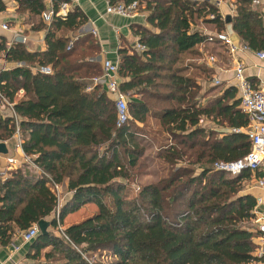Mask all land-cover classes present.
<instances>
[{"label":"trees","instance_id":"obj_1","mask_svg":"<svg viewBox=\"0 0 264 264\" xmlns=\"http://www.w3.org/2000/svg\"><path fill=\"white\" fill-rule=\"evenodd\" d=\"M138 1L149 26L133 25L143 50L133 44L118 50L119 88L129 99L121 126L113 97L94 82L103 72L93 59L99 42L91 32L76 33L85 20L79 10L40 25L43 50L22 43L5 50L13 66L0 70V102L12 105L20 147L39 172L25 162L0 175V243L45 219L50 229L32 238L30 264H88L80 251L110 256L95 264L264 262V253L257 254L262 233L251 225L257 197L243 191L252 172L231 176L214 167L251 147L236 88L201 104L195 75L178 64L182 54L208 41L196 25L223 31L226 18L210 0ZM250 5L235 0L232 29L251 50L264 52V24ZM204 118L228 131L202 126ZM150 119L154 131L147 128ZM15 133L14 117L0 116V140ZM153 143L154 157L144 155ZM152 160L160 164L157 179L135 183ZM55 186L67 194L61 224L83 206H95L63 226L67 238L57 231Z\"/></svg>","mask_w":264,"mask_h":264},{"label":"crops","instance_id":"obj_2","mask_svg":"<svg viewBox=\"0 0 264 264\" xmlns=\"http://www.w3.org/2000/svg\"><path fill=\"white\" fill-rule=\"evenodd\" d=\"M111 2H123L124 0H110ZM201 1V0H195ZM217 6L222 18L234 15V2L235 0H210ZM68 3V9H77L84 17L83 25L76 33L96 31L94 36L97 38L100 45V53L94 60L103 63L104 60H111L112 62L119 61L118 50L122 47H129L137 42L138 37L133 32V25L149 26L146 17L147 12L141 11L134 17H124L117 14L106 13L107 0H0V70L7 69L13 66L6 60L5 50L11 46L22 43L27 46L30 51L43 50L45 48V29L40 25L45 22L40 12L54 9L55 5L60 3ZM252 10L256 11L263 24H264V0H252ZM6 23L8 29L2 28L1 24ZM196 27L203 33H213L217 31L214 24L200 23ZM232 41L241 44V39L237 33L232 29L231 22L225 21L224 29ZM25 37V41L22 38ZM206 53L214 54L216 62L209 65L205 59ZM245 65V76L258 87L264 88V60L259 59L253 50H241L237 54ZM21 64V63H18ZM180 66H186L185 74H194L196 82L201 86L200 95L196 97L198 102L206 104L209 100L213 99L216 95H221L224 89L233 87L235 81L233 80L232 60L226 52V46L218 41H206L195 46L194 54L185 53L178 63ZM214 79H219L220 83L215 84ZM120 83V79H119ZM221 85V86H219ZM218 86V87H217ZM24 91L21 89L17 93L16 98L23 96ZM110 95V94H109ZM111 96V95H110ZM237 96V93H236ZM112 97V96H111ZM127 97V96H126ZM131 99L137 100L136 96ZM127 100L128 97H127ZM11 110L4 103L0 102V116H10ZM151 124V125H150ZM142 124L139 123V126ZM150 125V126H149ZM149 131H154L157 124L154 120L150 119ZM202 126L219 131H228L226 127H216L213 120L204 118L201 122ZM146 133V132H145ZM148 134V135H147ZM145 134L148 140H151L149 132ZM4 141L8 148L7 154H0V170L11 160L15 161L20 159L21 147L17 146V139L15 135ZM13 146V149H11ZM156 148L153 143L152 146ZM153 150V149H152ZM13 163V162H12ZM253 176V175H252ZM251 182V189L244 190V193H252L257 199L261 198V203L258 210L264 209V190H261L253 185L252 178L246 181L245 184ZM86 206H94L88 204ZM76 212L70 213L65 219L66 224L75 222L71 220ZM70 218V221L67 220ZM50 227H48V230ZM30 242H25L20 237V232L12 235L9 243H0V264H30L31 259L28 257ZM255 264H264L258 262Z\"/></svg>","mask_w":264,"mask_h":264},{"label":"built area","instance_id":"obj_3","mask_svg":"<svg viewBox=\"0 0 264 264\" xmlns=\"http://www.w3.org/2000/svg\"><path fill=\"white\" fill-rule=\"evenodd\" d=\"M252 1V0H251ZM140 3L138 0H131L129 2H111L107 0L105 11L106 13H112L121 15L124 17H134L140 13ZM68 11V3L62 2L59 8L43 11L41 17L45 22H50L52 17L56 15L65 16ZM2 28L8 29L6 23L1 24ZM92 34H96L95 30H92ZM208 35V41H218L226 46V52L229 54L232 60L233 80L235 81L234 87L236 88L237 98L239 101V108L246 115L248 119L245 130L247 131L250 139V150L241 158L233 161H219L214 163V167L218 170L225 171L231 176L239 174L244 169H249L252 172L253 185L261 190H264V88L255 86L249 78L245 76V65L240 57L237 55L241 50H249L250 48L244 44L234 43L226 31H215L213 33H205ZM25 41V37L22 38ZM133 47L136 50H143L144 46L138 42L134 43ZM251 50V49H250ZM255 55L264 60V52L261 50H253ZM205 59L209 65L216 62L214 54L206 53ZM103 72L100 77L94 78L95 83H101L104 85L105 90L113 97L116 108V125L121 126L128 118V105L126 94L119 88V64L118 62H112L111 60H104L102 63ZM215 84H219V79H214ZM3 102L10 108L11 115L14 117L16 124V136L18 139V146L20 147L21 139L19 138L18 131V116L15 114L12 105L3 100ZM23 162H29L39 172V168L32 162L31 158L26 156L21 150ZM17 160V159H16ZM11 160V162H16ZM257 171H261V175H256ZM6 172L0 170V175L4 176ZM60 187L55 186V190L58 196V203L56 207V222L57 231L67 238L63 232V225L58 218L60 203ZM261 198L257 199V205L254 209L255 215L260 213L264 218V210H258V206L261 203ZM259 230L262 235L258 237L259 246L257 248V254L262 255L264 253V223L260 222ZM39 228L37 224H33L27 230L20 232V237L23 241L29 242L33 237L37 235ZM82 257L88 262V264H94L85 253L80 251Z\"/></svg>","mask_w":264,"mask_h":264},{"label":"rangeland","instance_id":"obj_4","mask_svg":"<svg viewBox=\"0 0 264 264\" xmlns=\"http://www.w3.org/2000/svg\"><path fill=\"white\" fill-rule=\"evenodd\" d=\"M221 86V85H219ZM218 87V86H217ZM127 96V95H126ZM151 125V124H150ZM149 125V126H150ZM15 137L17 139L16 133H15ZM19 138H20V134H19ZM17 146H18V139H17ZM19 147V146H18ZM156 148L154 149L153 147L148 146L145 150V154L144 155H148L150 157H154V154H156V150L158 148V146H155ZM11 149H13V146H11ZM153 149V150H152ZM21 154V153H20ZM20 159L18 158V160H16V162H7V164L1 169L4 170V172L10 170V169H14L15 167H17L18 165H21L23 162V157L22 154L20 155ZM29 164V162H26ZM159 163L157 161H150V163L147 165V167H145V169L143 170V174L142 176L139 178L140 181L136 182L137 184H144V183H148V182H152L154 180L157 179V174H159L160 172H158L159 169ZM30 168L37 171L35 168H33V166L31 164H29ZM162 175V174H161ZM251 182H248V184H244V190H249L251 189ZM136 187V186H135ZM59 197H60V203L62 204V202L64 201V199L67 197V194L65 193V191L63 190V188L60 189V193H59ZM95 210V206H83L80 210V212H78L77 214H75V216H72L71 220H80L81 218L90 215L93 211ZM264 210V209H263ZM70 221V218L67 220V222ZM260 222L264 223V218L261 217L260 213L258 215H255V218H253V220L251 221V225H252V229L254 230H259V225ZM63 226L67 225L65 222L62 223ZM259 244V243H258ZM86 256L95 264L98 261H107L110 259V256L105 255V254H100V253H96L93 255H87Z\"/></svg>","mask_w":264,"mask_h":264},{"label":"water","instance_id":"obj_5","mask_svg":"<svg viewBox=\"0 0 264 264\" xmlns=\"http://www.w3.org/2000/svg\"><path fill=\"white\" fill-rule=\"evenodd\" d=\"M226 21H230V16L227 15ZM8 153V148L7 145L4 141H0V154H7ZM38 228L41 233H46L48 231V226L49 222L45 219H42L38 222Z\"/></svg>","mask_w":264,"mask_h":264}]
</instances>
